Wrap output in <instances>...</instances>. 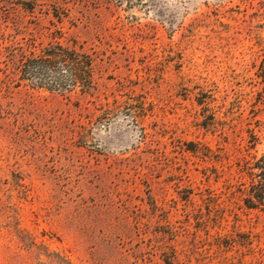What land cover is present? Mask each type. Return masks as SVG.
<instances>
[{
	"label": "rangeland",
	"instance_id": "obj_1",
	"mask_svg": "<svg viewBox=\"0 0 264 264\" xmlns=\"http://www.w3.org/2000/svg\"><path fill=\"white\" fill-rule=\"evenodd\" d=\"M33 43L96 90L19 85ZM263 156L264 0H0V264H264Z\"/></svg>",
	"mask_w": 264,
	"mask_h": 264
},
{
	"label": "trees",
	"instance_id": "obj_2",
	"mask_svg": "<svg viewBox=\"0 0 264 264\" xmlns=\"http://www.w3.org/2000/svg\"><path fill=\"white\" fill-rule=\"evenodd\" d=\"M98 59H100L99 53L87 51L79 45L67 47L51 44L38 52L33 43L31 50L25 53L22 61L17 62L15 72L18 73L19 85L43 88L50 92L70 94L80 91L82 94H89L96 90L94 69ZM40 64L54 71L63 68L66 72L62 75L56 73L55 79L48 83L39 82L37 68L41 67ZM254 169L258 174L251 185L245 204L249 209H264V156L255 164Z\"/></svg>",
	"mask_w": 264,
	"mask_h": 264
}]
</instances>
